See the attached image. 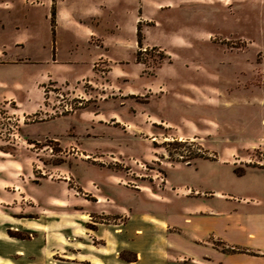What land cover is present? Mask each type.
Here are the masks:
<instances>
[{
    "label": "rangeland",
    "instance_id": "374dc122",
    "mask_svg": "<svg viewBox=\"0 0 264 264\" xmlns=\"http://www.w3.org/2000/svg\"><path fill=\"white\" fill-rule=\"evenodd\" d=\"M8 91L6 264L162 263L170 215L264 209V0H0Z\"/></svg>",
    "mask_w": 264,
    "mask_h": 264
},
{
    "label": "crops",
    "instance_id": "0c3cea01",
    "mask_svg": "<svg viewBox=\"0 0 264 264\" xmlns=\"http://www.w3.org/2000/svg\"><path fill=\"white\" fill-rule=\"evenodd\" d=\"M13 87L19 88L20 84L15 82ZM15 98L12 91L2 94L0 106L6 108L12 117H27L30 109L20 115L19 102ZM28 98V102H31L30 95ZM2 142L0 132V144ZM6 184V181L1 182L0 189H5ZM6 202L8 199L0 194V208ZM161 227L166 234L157 250L163 260L154 264H264V209H256L255 205L252 209L228 210L227 207L213 208L202 202L190 213L170 215L167 220L161 221ZM117 230L118 233L122 232L119 227L115 228ZM100 242L102 249L108 248L112 253V263L96 255H83L71 261L82 264H139L142 260L141 251L134 246L122 243V250L118 242L108 236L100 239ZM126 252L131 258L118 260L123 257L121 253ZM0 264H6L2 257Z\"/></svg>",
    "mask_w": 264,
    "mask_h": 264
},
{
    "label": "trees",
    "instance_id": "16d2710c",
    "mask_svg": "<svg viewBox=\"0 0 264 264\" xmlns=\"http://www.w3.org/2000/svg\"><path fill=\"white\" fill-rule=\"evenodd\" d=\"M138 42H140V38H138V40H137ZM196 156H200V155H196ZM231 250H234V249H231Z\"/></svg>",
    "mask_w": 264,
    "mask_h": 264
}]
</instances>
